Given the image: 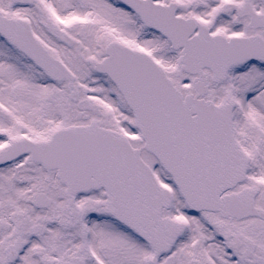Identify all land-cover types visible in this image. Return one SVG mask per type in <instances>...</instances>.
Here are the masks:
<instances>
[{"label":"snow or ice","instance_id":"1","mask_svg":"<svg viewBox=\"0 0 264 264\" xmlns=\"http://www.w3.org/2000/svg\"><path fill=\"white\" fill-rule=\"evenodd\" d=\"M0 264H264V0H0Z\"/></svg>","mask_w":264,"mask_h":264}]
</instances>
